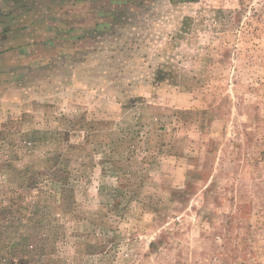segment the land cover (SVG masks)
<instances>
[{"label":"rangeland","instance_id":"obj_1","mask_svg":"<svg viewBox=\"0 0 264 264\" xmlns=\"http://www.w3.org/2000/svg\"><path fill=\"white\" fill-rule=\"evenodd\" d=\"M61 24L0 97V264H264V0Z\"/></svg>","mask_w":264,"mask_h":264},{"label":"crops","instance_id":"obj_2","mask_svg":"<svg viewBox=\"0 0 264 264\" xmlns=\"http://www.w3.org/2000/svg\"><path fill=\"white\" fill-rule=\"evenodd\" d=\"M77 1L82 0H0V97L41 63L40 49L53 48L58 25L73 16Z\"/></svg>","mask_w":264,"mask_h":264}]
</instances>
